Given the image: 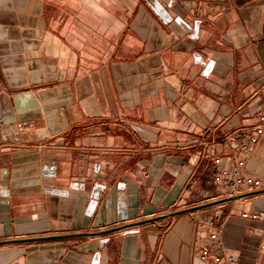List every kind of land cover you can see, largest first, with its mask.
<instances>
[{
    "label": "crops",
    "instance_id": "obj_1",
    "mask_svg": "<svg viewBox=\"0 0 264 264\" xmlns=\"http://www.w3.org/2000/svg\"><path fill=\"white\" fill-rule=\"evenodd\" d=\"M260 112L264 0H0V241L58 236L0 264L264 263L256 190L88 235L185 208L209 156L262 179Z\"/></svg>",
    "mask_w": 264,
    "mask_h": 264
},
{
    "label": "built area",
    "instance_id": "obj_2",
    "mask_svg": "<svg viewBox=\"0 0 264 264\" xmlns=\"http://www.w3.org/2000/svg\"><path fill=\"white\" fill-rule=\"evenodd\" d=\"M253 134L249 135V140L246 143H242L240 148L245 155L249 146L255 145L259 136L264 132V112H260L257 115L256 122L253 125ZM244 168L243 159L236 160L233 170L230 172L223 164V158L221 156H209L206 157V161L202 166L200 175L196 178L191 192V198L186 204V207L205 204V202L216 201L224 196L238 195L243 191L260 190L264 188V177L262 179H256L250 176L244 177L242 175V169ZM247 217L248 214H243ZM252 218H257V214H251ZM209 220H199L198 224L200 228H203ZM212 224V223H211ZM217 228L215 225L212 227L209 238L213 241L217 240ZM261 251H264V244L260 247ZM200 259L207 261L210 259L214 263L221 261V256L217 252H210L208 249H201L198 251ZM225 262L222 264H229L233 261V257L229 254L225 255ZM264 264V263H256Z\"/></svg>",
    "mask_w": 264,
    "mask_h": 264
},
{
    "label": "water",
    "instance_id": "obj_3",
    "mask_svg": "<svg viewBox=\"0 0 264 264\" xmlns=\"http://www.w3.org/2000/svg\"><path fill=\"white\" fill-rule=\"evenodd\" d=\"M262 192H264V188H262L260 190L253 191L251 193H262ZM234 198H236V195L228 197V198H221V199L216 200V201L205 202V204H200V205H195V206L186 207V208H182V209H177L174 212H168V213H164L163 215L149 217L148 219L137 220L134 223H127V224H122L121 226H115V227L107 228V230L88 233V235L93 236V235L107 234V232L119 231V230L124 229V228L135 226L137 224L154 222L156 220H160L163 218H168V217L177 216L179 214L189 213V212H191L192 209L206 208V206H209L212 204H217V203H220L221 201H225V200H234ZM55 237H58V236H51L50 235V236H46V237H36V238L8 239L7 241H0V244H8L11 242H22V241L50 240V238H55Z\"/></svg>",
    "mask_w": 264,
    "mask_h": 264
},
{
    "label": "bare ground",
    "instance_id": "obj_4",
    "mask_svg": "<svg viewBox=\"0 0 264 264\" xmlns=\"http://www.w3.org/2000/svg\"><path fill=\"white\" fill-rule=\"evenodd\" d=\"M213 208V207H212ZM204 208H196V209H193L191 214L193 217H201L202 216V213L204 212ZM164 214V213H163ZM205 215V214H204ZM200 220V219H199ZM157 221V220H156Z\"/></svg>",
    "mask_w": 264,
    "mask_h": 264
},
{
    "label": "rangeland",
    "instance_id": "obj_5",
    "mask_svg": "<svg viewBox=\"0 0 264 264\" xmlns=\"http://www.w3.org/2000/svg\"><path fill=\"white\" fill-rule=\"evenodd\" d=\"M186 208V207H185ZM193 210V209H192ZM192 210H191V212H192ZM191 212H189V213H185L186 215H188V216H192V215H190L191 214ZM158 216V215H157ZM199 218V217H198ZM160 220H162V219H160ZM158 221V220H157Z\"/></svg>",
    "mask_w": 264,
    "mask_h": 264
}]
</instances>
